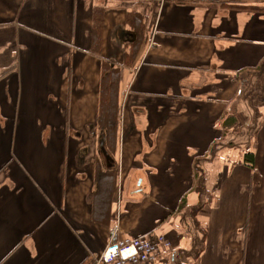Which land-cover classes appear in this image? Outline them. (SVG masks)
<instances>
[{"label": "crops", "instance_id": "0c3cea01", "mask_svg": "<svg viewBox=\"0 0 264 264\" xmlns=\"http://www.w3.org/2000/svg\"><path fill=\"white\" fill-rule=\"evenodd\" d=\"M263 64L264 0H0V264H264Z\"/></svg>", "mask_w": 264, "mask_h": 264}, {"label": "built area", "instance_id": "2783aa9c", "mask_svg": "<svg viewBox=\"0 0 264 264\" xmlns=\"http://www.w3.org/2000/svg\"><path fill=\"white\" fill-rule=\"evenodd\" d=\"M170 247L163 236L112 238L108 247L97 259L98 264H158L161 248Z\"/></svg>", "mask_w": 264, "mask_h": 264}, {"label": "trees", "instance_id": "16d2710c", "mask_svg": "<svg viewBox=\"0 0 264 264\" xmlns=\"http://www.w3.org/2000/svg\"><path fill=\"white\" fill-rule=\"evenodd\" d=\"M97 25L95 27L96 41H94V49L96 52L101 50V41H99V35L103 29L102 14H97ZM264 70V64L262 65ZM107 67L104 66V78L102 83V105H101V121L108 125L110 140H116L118 129V104H117V79L119 77L117 71L107 73ZM259 92L264 90V80L259 87ZM258 92V94H259ZM260 96V95H258ZM257 116V113H256ZM244 161L250 166L254 165L255 156L253 152L246 151L244 154Z\"/></svg>", "mask_w": 264, "mask_h": 264}, {"label": "rangeland", "instance_id": "374dc122", "mask_svg": "<svg viewBox=\"0 0 264 264\" xmlns=\"http://www.w3.org/2000/svg\"><path fill=\"white\" fill-rule=\"evenodd\" d=\"M259 94L261 95V92H259Z\"/></svg>", "mask_w": 264, "mask_h": 264}]
</instances>
